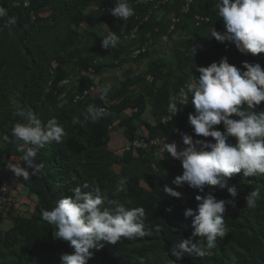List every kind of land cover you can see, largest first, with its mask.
<instances>
[{
  "label": "trees",
  "instance_id": "1",
  "mask_svg": "<svg viewBox=\"0 0 264 264\" xmlns=\"http://www.w3.org/2000/svg\"><path fill=\"white\" fill-rule=\"evenodd\" d=\"M183 2L170 0L160 11L173 9L179 15ZM216 2L195 0L173 32L185 36L174 51V61L166 65L155 62L143 76L127 80L114 101L107 105L103 99L92 96L73 103L74 95L88 88V84L80 89L59 87L72 71L81 73L90 67L95 68V72L100 70L94 58L81 57V50L76 46L77 27L83 21L80 7L91 4V0H32L28 8L22 0H0L9 16L17 18V24L10 27L5 26L7 18L0 20V128L7 137L6 147L0 151V166L5 167L11 156L24 154L20 151L23 142L12 135L15 124L24 122L20 111L30 109L44 122L55 117L65 130L62 142L46 145L35 157L34 163L43 164V168L36 175L30 172L26 186L36 196L37 203L30 216L17 217L9 231L0 233V264H61V254H70L73 249L68 242L54 237V226L44 222L41 213L51 210L58 200L70 195V188L84 183L99 186L109 199L118 200L126 208L142 207L146 224L143 237L121 238L115 245L102 241L103 248L93 251L88 264H264V175L243 177L242 173L236 174L227 187L206 186L200 192L186 183L181 187L172 184L183 171L176 159L159 160L152 150L121 154L110 148L109 127L119 120L128 140H133L139 136L138 131L144 124L142 117L150 106L157 122L155 126L145 125L148 137L168 136L183 128L188 115L195 111L191 96L184 111L173 121L162 123V119L167 114L170 97L193 76L199 78L193 64L207 67L227 57L228 62L241 71H244V61L258 63L264 69V54L244 55L234 45L211 38L213 27L218 32L225 30ZM129 4L134 15L122 38L137 25L135 16L144 17L150 9L146 0H129ZM45 5L51 8L49 19L40 15ZM99 7L106 8L99 11L105 13L114 8V4L105 2ZM196 15L207 16L210 22L196 26ZM169 25L170 21L162 30L152 16L140 27L138 39L127 41L130 42L129 57L131 51L148 38L161 40L168 33ZM193 46L197 47L196 55ZM230 49L233 52L227 53ZM149 52L150 49L137 60L145 58ZM49 81L53 87L46 93ZM92 81L90 79V83ZM139 84L138 94L128 93L132 86ZM90 104L99 108L105 106L107 114L96 122L90 118L85 120ZM133 109L138 112L129 116ZM253 110H264V102ZM216 127L223 131L222 124ZM187 134L194 140H212L196 136L192 128ZM229 142L235 143L234 138ZM153 164L157 170L153 169ZM121 178H126L125 190L117 192ZM165 185L182 193L181 198L166 195ZM232 186L237 188L235 205L241 211L232 209L231 205L226 207L225 233L217 237L215 247L207 249L202 257L184 254L177 259L173 256L171 250L175 244L192 237V218H185L184 211L197 208L196 195L211 193L216 199L230 200L228 187ZM256 189L260 192L256 206L248 207L246 197ZM203 239L196 237L194 242ZM201 247L206 248V245Z\"/></svg>",
  "mask_w": 264,
  "mask_h": 264
},
{
  "label": "clouds",
  "instance_id": "2",
  "mask_svg": "<svg viewBox=\"0 0 264 264\" xmlns=\"http://www.w3.org/2000/svg\"><path fill=\"white\" fill-rule=\"evenodd\" d=\"M216 8L225 30L218 32L213 27L211 38L234 45L244 55L264 54V0H217ZM110 11L113 17L124 22L134 15L129 0H114V8ZM5 18V26L17 24V18L9 16L8 10L0 5V20ZM118 42V34L109 30L106 38L101 40V47L109 50ZM193 50L196 55L197 47L193 46ZM192 67L196 68L199 78L193 76L190 83L181 87L179 102L188 105L191 96L195 111L188 115V122L196 136L211 137L214 142L194 140L191 135L181 134L185 145L181 151L177 150L176 143L165 142L161 151L180 161L183 169L182 175L175 177L172 184L181 187L186 183L203 192L206 186L227 187L236 174L242 173L243 177L264 175V110H253L264 102V69L258 63L244 61V71H241L231 65L227 57L207 67L195 64ZM108 91L105 86L103 95L106 96ZM179 109L177 98L170 97L171 118ZM106 114L105 109L90 104L85 120L90 118L96 122ZM19 115L24 122L15 124L12 135L23 142L20 147L24 153L22 160L32 169L31 175H36L43 168V164L34 163L37 153L48 144L62 142L65 130L55 117L44 122L30 109L20 111ZM221 124L223 131L216 127ZM230 138H234L235 143L229 142ZM5 167L17 178L30 179L29 171L12 163L11 159ZM125 185L126 178H121L116 191H124ZM69 192L70 195L58 200L51 210L41 213L42 220L54 226V237L68 242L73 249L70 254H61V264H88L93 251L103 248L102 241L115 245L121 238L146 235L142 207L126 208L118 200L109 199L99 186L88 183L74 186ZM163 192L177 199L182 196L168 185L163 187ZM228 193L232 197L230 200H217L211 193L196 195L197 208L184 211L185 218H192V237L179 240L171 250L173 256L177 259L184 254L202 257L207 249L215 247L217 237H223L225 233L223 214L226 205L235 206L236 186L228 187ZM259 196V189L251 191L246 197V205L255 207ZM196 237L205 239L194 242ZM202 244L206 248L201 247Z\"/></svg>",
  "mask_w": 264,
  "mask_h": 264
},
{
  "label": "crops",
  "instance_id": "3",
  "mask_svg": "<svg viewBox=\"0 0 264 264\" xmlns=\"http://www.w3.org/2000/svg\"><path fill=\"white\" fill-rule=\"evenodd\" d=\"M105 2L114 4V0H91V4L86 7H80L83 14V21L77 27L79 35L76 46L81 50L82 55L80 56L93 57L95 64L99 66L100 70L99 72L85 76H82L80 72L72 71L68 78L71 79L70 88L80 89L85 84L95 86L96 89L90 96L103 99L106 102L105 104L108 105L114 101L117 93L127 80L143 76L155 62L166 65L174 61V51L179 46V43L185 39V36L180 34V32L173 33L166 42L159 38H154V44L150 48L149 55L140 60L132 59L129 57L130 49H128L130 42L128 43L122 38V35L131 25L130 18L124 22L121 19L113 17L110 11L113 8H109L108 12L106 11L107 13L92 9V6H103ZM42 9L40 15L49 19L51 16V8L45 5ZM174 11L173 9L158 11L154 15L155 23L160 24L162 30H164L171 17L175 14ZM72 28L75 29L76 27L72 25ZM109 30L118 34L119 42L117 46L106 50L101 47V40L106 38ZM75 59V61H78V58ZM89 77L94 78L92 83H90ZM149 80L150 77L147 78V81ZM105 86L109 88L106 96L102 93V89ZM140 86L141 84L132 86L128 93L131 94L134 91L135 95L138 94ZM142 120L144 124L140 127L138 134L148 136L149 131L145 125L155 126L157 122L151 106L146 110ZM119 123V120L116 121L111 130L110 148L112 150H118L129 141L125 134V127L120 126ZM5 137L0 128V151L6 147L7 139ZM22 156H11V162H17ZM25 168L29 173L32 171V169L27 168L26 164ZM9 172L10 170L6 167L0 166V184L5 182ZM26 181L21 178L17 186L12 190V209L5 210L0 208V233L9 231L13 227L17 217L31 215L37 203V198L30 193L26 186Z\"/></svg>",
  "mask_w": 264,
  "mask_h": 264
},
{
  "label": "built area",
  "instance_id": "4",
  "mask_svg": "<svg viewBox=\"0 0 264 264\" xmlns=\"http://www.w3.org/2000/svg\"><path fill=\"white\" fill-rule=\"evenodd\" d=\"M31 2H32V0H22L24 7H27V8L30 7ZM146 2L148 4H150V9L148 10V13L144 17L135 16V20L137 21V25L132 30H130L127 34L124 35V37H123L124 40L136 41L138 39L140 27L143 24L149 22L151 17L154 16L155 13L160 11V9L167 6L170 3V0H146ZM194 2H195V0H184L183 4L181 5V8H180V14L179 15L174 14L171 17L168 33L162 36V38H161L162 41H164V42L168 41L170 34H172L176 30V25L181 21L182 15H185V14L190 12L191 7L194 4ZM135 4H137V2H135ZM92 9L97 10V11H100V10L105 11L106 10V8L98 7V6L97 7L92 6ZM33 18H34V14H33ZM194 22H195L196 26H200L203 23L210 22V18L207 16H203V15H196L194 17ZM153 44H154V39L148 38L144 43H142L140 46L134 48L131 51L130 57L132 59L139 58L142 54H145L146 52H148V50L152 47ZM231 52H233V49H230L229 51H227V53H231ZM94 73H95V69L93 67H90L88 70L81 71L80 74L82 76H85L87 74H94ZM51 74L53 75L54 72L51 71ZM191 81L184 83L181 87L186 86ZM70 84H71V79L66 78L59 83V87H67V86H70ZM52 87H53L52 81H49L48 84L46 85L45 92L46 93L50 92ZM95 89H96L95 86L92 85V86H89L88 88L80 90L79 92H77L74 95L73 103H78V102L86 99L88 96H90L95 91ZM180 89L174 94V96L177 98V106L180 108L178 110L177 115L175 117L171 118L172 114L169 112V110H167V114L165 117H163L162 123H169V122L173 121L178 115H180L184 111V108L186 107V105L180 103L179 97H178V93H179ZM101 108L106 110L105 106L101 107ZM137 112H138L137 109H133L130 112L129 116H131L132 114L137 113ZM191 128H192V126L189 124V122L187 120L186 123L183 125V128L180 130H176V132L174 134H171L168 136H163V137H155V138H151V137L144 136V135H139L138 137L134 138L133 140L128 141V143L126 145L119 148L118 150L121 154L129 153V152H137L140 150H146V151L152 150V151H155L156 156L158 157L159 160H173L174 158H172L170 156V154H167L166 152L161 151L163 144L165 142H167L169 144L174 142L177 145L178 151L183 150L185 145H183L181 134H187ZM112 129H113V125H111L109 127L110 131ZM206 141L207 142H214L212 140H206ZM15 164H19V165H21V167H24V161L22 160V157L20 159H18V161L15 162ZM153 169L157 170V168L154 164H153ZM21 178L22 177L17 178L14 175V173H12L11 171L6 176L5 182L0 187V208L1 209H5V210L12 209L13 201L11 199V192L17 186V184ZM217 200H221V199H217ZM227 206L228 205H226V207ZM231 207H232V209L241 211V209H239L236 205L235 206L231 205ZM226 213L227 212L225 211V213L223 214L224 217H226Z\"/></svg>",
  "mask_w": 264,
  "mask_h": 264
}]
</instances>
